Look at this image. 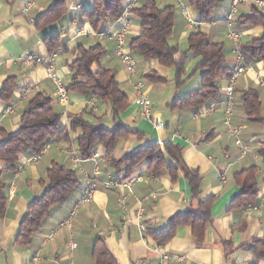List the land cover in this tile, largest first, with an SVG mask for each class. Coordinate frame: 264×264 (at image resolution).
<instances>
[{"label":"crops","instance_id":"0c3cea01","mask_svg":"<svg viewBox=\"0 0 264 264\" xmlns=\"http://www.w3.org/2000/svg\"><path fill=\"white\" fill-rule=\"evenodd\" d=\"M60 1L0 0V87L8 77L17 81L12 98L8 102L0 99V135L18 129L27 103L35 93L40 92L51 99L52 108L61 117L62 127H67L71 118L92 111L100 119L102 127L110 129L121 123L138 130L142 139L129 137L120 140L111 157L98 146L93 151L98 155L95 160L85 159L74 163L71 155L65 151L72 149L77 155L73 141L81 132L76 130L69 134V141L51 139L36 162L32 161V154H20L15 171L3 178L7 204L4 217L0 220V264H95L92 250L98 241L103 242L115 264H157L160 249L169 256L168 264H264V260H256L246 251L255 241L264 239V160L260 156V151L264 149V66L258 61L245 65L244 59L238 62L236 57V51L241 46L259 37L262 32L261 27H247L236 22L242 16L250 15L254 5L249 0H241L233 25L238 39L233 41L229 38L225 23L230 0H223L215 9V19L212 18L209 24H199L197 13H192L191 8H188V16H185L175 0H154L161 10L167 7L174 9L171 35L174 41L171 45L178 48L176 60L183 54H186L187 60L190 53L187 37L192 32L200 31V26L206 28L203 33L210 42L222 44L224 48V71L218 82L220 92L217 98L199 108L178 109L171 107V104L197 90L201 80L198 88L182 91V95L181 89L178 93L160 94L159 86L174 81V69L163 67L157 61L145 62L134 55L136 71L130 77L117 54L118 44L114 35L123 21H127L125 46L129 51L130 41L140 34V22L134 14L116 21L106 19L93 28L84 13L93 9L95 0H64V11L56 20L45 25L38 22ZM261 1L264 3V0ZM142 3L143 0H137L133 8ZM255 9L264 13V5ZM47 37H56L60 43L52 53L54 74L65 87L72 83L69 64L75 60L76 46H102L105 54L99 68L115 71L119 88L129 100L127 110L118 119L113 121L107 106L99 100L79 92H68L67 102L61 103L44 65L19 64L18 59L24 55L44 57L51 54L44 43ZM185 44L186 49L180 50ZM139 60L147 71L144 78L154 71L157 76L166 79L164 83H154L145 78L149 85L143 87L144 94L151 101L153 117L163 123L162 130H156L150 122L142 119L138 107L133 104V84L140 81L142 75L138 71ZM198 61L197 58L196 64ZM239 67L243 68V72L233 80ZM182 76H185V67ZM229 85L233 88L229 107L231 127L241 128L238 137L248 148L245 154L241 153L224 124L228 109L226 89ZM249 89L258 94L261 123L250 122L245 116L241 98ZM7 107H11L12 112L4 115ZM84 119L96 122L89 115H85ZM167 143L179 146L182 165L201 177L199 199H213L211 223L205 229L200 244L188 225L177 226L171 239L164 244H160L155 237V234L167 230L170 219L175 215L197 208V201L192 199L190 185L180 168L171 171L165 168L159 176H152L147 171L148 159L145 158L125 179V168L115 170L110 165L111 158L118 160L149 145L162 147ZM52 163L74 171L79 181L78 187L64 204L49 210L40 231L31 236L28 245L16 244L19 223L28 203L42 194L43 187L39 181L45 177ZM167 164L176 167L172 157L167 156ZM5 167L7 165L0 162V169ZM250 167L259 168L257 199L251 203L256 209H247L248 204L245 207H232L233 199L241 192L234 174ZM95 171L96 178L93 177ZM138 177L142 180L134 183L130 193L126 189L106 186L109 182L128 183ZM87 181L95 185L93 198L89 203L77 205ZM152 193L156 194L153 199L150 198ZM120 195L126 198L125 208L117 203ZM144 198L148 199L142 205L143 212L139 217L137 212L141 206L138 202ZM139 224L145 226L143 233L139 230ZM71 242L76 247L70 253ZM35 258L38 261H34Z\"/></svg>","mask_w":264,"mask_h":264},{"label":"trees","instance_id":"16d2710c","mask_svg":"<svg viewBox=\"0 0 264 264\" xmlns=\"http://www.w3.org/2000/svg\"><path fill=\"white\" fill-rule=\"evenodd\" d=\"M127 0H95L93 9L84 14L91 26L96 28L106 19L114 21L122 17L123 8ZM223 0H185L188 8L193 9L198 16L199 24H209L213 18L215 9ZM64 11V0L55 4L47 15L41 17L38 22L42 25L56 20ZM140 22V34L133 38L129 45L131 55L138 56L145 62L157 61L161 66L174 69V81L179 86L183 83L186 54L178 60L177 46L171 45L169 39L174 27V9L167 7L159 9L154 0H143V3L131 10ZM237 23L247 27H261L259 37L252 39L239 49L245 65L256 61L264 66V13L253 8L250 15L242 16ZM187 48L194 57L198 58L194 71H200V87L189 93L185 98L174 101L173 108H199L207 101L214 100L219 95L218 82L224 71V48L222 44L209 41L206 34L201 31L192 32L187 37ZM49 53L58 49L60 43L56 37L44 39ZM75 60L69 64L72 83L66 87L67 92L75 91L84 96L94 97L107 106L113 121L123 114L129 105L128 96L121 91L116 80V73L111 69L99 68L100 60L105 54L100 44L89 48L81 45L75 48ZM97 67V68H95ZM145 78L154 83H164L166 79L149 72ZM17 81L8 77L0 87V99L8 102L12 98V92L16 88ZM242 107L248 121L253 123L263 122L260 116L261 104L258 94L254 90H247L242 96ZM85 115L92 116L96 122L86 121ZM79 130L81 133L73 141L77 156L80 159L90 157L94 149L101 146L105 154L111 157L117 143L129 137L142 139V134L135 129L125 127L118 123L113 128L106 129L101 126L100 119L91 112H84L70 119L67 127L61 126V117L51 106V99L43 93H35L22 112L20 124L17 130L11 133L2 132L0 135V162L7 165L0 169V220L4 217L7 198L4 175L13 173L17 165V157L23 153L39 154L51 139L69 141V134ZM181 148L173 144H164L162 147L153 144L137 151L126 154L116 160L111 158L110 165L118 170L125 168V179H128L132 169L143 159H148L147 171L152 176H159L161 171H171L180 168L187 179L193 200L197 201L195 210H187L175 215L169 221L166 231L155 234L160 244L171 239L177 226L188 225L198 243H202V235L211 223L210 207L213 199L201 200V177L197 172L191 171L182 165L180 159ZM167 156L175 160L176 167L167 166ZM264 160V149L260 151ZM259 173L258 167H250L234 174L236 184L241 192L233 199L232 207H245L254 203L257 199ZM121 182V181H119ZM43 187L42 194L31 200L26 208L23 219L19 223L15 243L28 245L31 236L40 231L42 222L49 210L64 204L78 187V179L74 171L64 166L52 163L45 177L39 181ZM256 260H264V239L255 241L246 248ZM92 259L95 264H115L107 252L102 241L96 242L92 250Z\"/></svg>","mask_w":264,"mask_h":264},{"label":"built area","instance_id":"2783aa9c","mask_svg":"<svg viewBox=\"0 0 264 264\" xmlns=\"http://www.w3.org/2000/svg\"><path fill=\"white\" fill-rule=\"evenodd\" d=\"M136 1L137 0H127L126 1V4L123 8L122 17L120 19H124L126 16L130 15L131 10L133 9L134 5L136 4ZM175 1H176L178 8L181 10V12L185 16H188V7L183 2V0H175ZM249 1L256 8H260L264 5V3L261 0H249ZM241 2H242L241 0H230V8H229V11L225 17V23H226V26L229 30V33H228L229 38L232 39L233 41H237V39H238V34H237V32H235L233 30V25H234L235 14L238 10V7L241 5ZM30 4H31V1L29 3H27L26 7L28 8L30 6ZM77 8H80V7H77ZM190 24L192 25V23H190ZM127 25H128V22L124 20L121 28L114 35V37H115L117 44H118L117 54L119 55L120 60H121L122 64L124 65L127 74L130 77H133L135 75V71H136V60L131 55V53L127 50V48L125 46V38L127 35ZM63 32H64V30L61 29V33H63ZM236 57H237L238 62H242L243 56L241 55L239 50L236 51ZM53 59H54V55L52 53L47 55V56H44V57L39 56V55H34V54H28V55H24V56L20 57L18 59V62L21 65H27V66H31L34 63L44 65L46 67L48 78L54 84L56 95H57L59 101L61 103H66L68 92L66 90L65 85L62 83V81L59 78H57L56 75L54 74V60ZM242 72H243L242 67L237 68L236 73L233 76V80L236 77V75H238ZM232 90H233L232 85H229L226 89V102L228 105V109L225 113L224 124L226 125L230 134L233 136L234 143L240 148L241 153L245 154V153H247L248 148L246 145H244V143L238 137V133H239V130L241 128H232L231 127V116H232V114H231L229 107H230L231 101H232V92H233ZM133 104L136 107H138L139 115L142 119L150 122L156 130H162L163 129V127H164L163 123L159 119L153 117V112H152V108H151V101L144 94L143 84L140 81H137L133 84ZM11 112H12L11 107H7L4 110L3 114L6 115V114H10ZM45 150H46V147H44L43 150L39 154L33 155L32 161L33 162L38 161L42 157ZM65 153L71 155V161L74 163H79L80 161L83 160V159H80L74 153V151L72 149H67L65 151ZM97 157H98V155L95 152H93L90 155V157L87 159L95 160ZM93 177L94 178L97 177L96 171L94 172ZM141 180H142V178L138 177V178H136L133 181L128 182V183L109 182L108 184H106V186L107 187H116V188H120V189H126L130 193L131 188L134 185V183L140 182ZM94 192H95L94 183L87 181L86 182V188L83 190V192L81 193V195L78 198L77 205L89 203L93 198ZM155 197H156L155 193H152L150 195L151 199H153ZM147 199L148 198H144L138 202V204L141 206L137 212L139 217L142 215V212H143L142 211V205L144 204V202ZM117 203L121 208H125L126 207L125 196L120 195L117 199ZM76 206L74 207V211H75ZM247 209L255 210L256 207L251 205V204H248ZM139 230L141 233H143L145 231V226L143 224H139ZM75 247H76L75 243L71 242L69 244L70 253L74 250ZM34 261H38V258H35ZM168 261H169V256L163 250L160 249L157 264H168Z\"/></svg>","mask_w":264,"mask_h":264},{"label":"rangeland","instance_id":"374dc122","mask_svg":"<svg viewBox=\"0 0 264 264\" xmlns=\"http://www.w3.org/2000/svg\"><path fill=\"white\" fill-rule=\"evenodd\" d=\"M191 12L194 13V10L191 9ZM135 18V17H134ZM215 19V16L214 18ZM200 31L201 32H206V28H204L203 26H200ZM174 41V36L170 37L169 39V43H173ZM186 49V44L183 47H180V50ZM197 58L194 57L193 55H191L190 53H188V57L185 63V76H182V81L183 83L180 84V86L177 87V84L175 81H168L166 84L159 86L161 93H172L180 90V95L183 94L182 91H188L191 88H198V86L200 85V76H201V72L200 71H194L195 69V64H196ZM138 71L142 72L141 78H140V82L143 84V87H148L149 83L146 81V79L143 77V75L147 72L142 64V62H140V60L138 61ZM197 84V85H196ZM196 86V87H195ZM160 96V95H159ZM156 98V97H154Z\"/></svg>","mask_w":264,"mask_h":264}]
</instances>
